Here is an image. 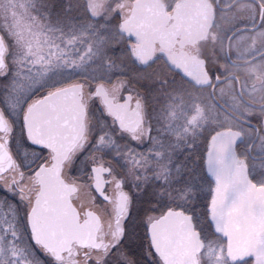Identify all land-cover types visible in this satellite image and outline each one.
<instances>
[{
  "label": "snow or ice",
  "instance_id": "1",
  "mask_svg": "<svg viewBox=\"0 0 264 264\" xmlns=\"http://www.w3.org/2000/svg\"><path fill=\"white\" fill-rule=\"evenodd\" d=\"M0 264H264V0H0Z\"/></svg>",
  "mask_w": 264,
  "mask_h": 264
},
{
  "label": "trees",
  "instance_id": "2",
  "mask_svg": "<svg viewBox=\"0 0 264 264\" xmlns=\"http://www.w3.org/2000/svg\"><path fill=\"white\" fill-rule=\"evenodd\" d=\"M52 2H55L59 5V4H62L64 2V0H52Z\"/></svg>",
  "mask_w": 264,
  "mask_h": 264
},
{
  "label": "flooded vegetation",
  "instance_id": "3",
  "mask_svg": "<svg viewBox=\"0 0 264 264\" xmlns=\"http://www.w3.org/2000/svg\"><path fill=\"white\" fill-rule=\"evenodd\" d=\"M228 1H229V3L233 2V0H228Z\"/></svg>",
  "mask_w": 264,
  "mask_h": 264
},
{
  "label": "rangeland",
  "instance_id": "4",
  "mask_svg": "<svg viewBox=\"0 0 264 264\" xmlns=\"http://www.w3.org/2000/svg\"><path fill=\"white\" fill-rule=\"evenodd\" d=\"M229 2V1H228ZM225 27L227 26L226 24L224 25Z\"/></svg>",
  "mask_w": 264,
  "mask_h": 264
}]
</instances>
